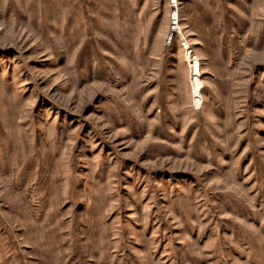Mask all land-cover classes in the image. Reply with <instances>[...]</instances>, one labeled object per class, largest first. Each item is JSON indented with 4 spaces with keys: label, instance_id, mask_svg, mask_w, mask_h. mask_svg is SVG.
<instances>
[{
    "label": "rangeland",
    "instance_id": "1",
    "mask_svg": "<svg viewBox=\"0 0 264 264\" xmlns=\"http://www.w3.org/2000/svg\"><path fill=\"white\" fill-rule=\"evenodd\" d=\"M0 264H264V0H0Z\"/></svg>",
    "mask_w": 264,
    "mask_h": 264
},
{
    "label": "built area",
    "instance_id": "2",
    "mask_svg": "<svg viewBox=\"0 0 264 264\" xmlns=\"http://www.w3.org/2000/svg\"><path fill=\"white\" fill-rule=\"evenodd\" d=\"M175 13V12H174ZM174 13H172V16H171V22H172V26L174 25V24H176V22H175V20H173V18H175V14Z\"/></svg>",
    "mask_w": 264,
    "mask_h": 264
},
{
    "label": "bare ground",
    "instance_id": "3",
    "mask_svg": "<svg viewBox=\"0 0 264 264\" xmlns=\"http://www.w3.org/2000/svg\"><path fill=\"white\" fill-rule=\"evenodd\" d=\"M173 3H174V6H175V0H171ZM174 26V25H173ZM174 30V29H173Z\"/></svg>",
    "mask_w": 264,
    "mask_h": 264
}]
</instances>
